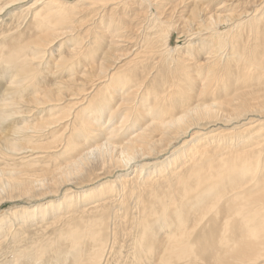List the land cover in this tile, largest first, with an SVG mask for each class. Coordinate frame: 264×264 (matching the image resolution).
I'll return each mask as SVG.
<instances>
[{"label": "bare ground", "instance_id": "bare-ground-1", "mask_svg": "<svg viewBox=\"0 0 264 264\" xmlns=\"http://www.w3.org/2000/svg\"><path fill=\"white\" fill-rule=\"evenodd\" d=\"M27 1L0 0V206L119 174L4 208L3 264H108L116 207L126 264H264V0Z\"/></svg>", "mask_w": 264, "mask_h": 264}, {"label": "rangeland", "instance_id": "rangeland-1", "mask_svg": "<svg viewBox=\"0 0 264 264\" xmlns=\"http://www.w3.org/2000/svg\"><path fill=\"white\" fill-rule=\"evenodd\" d=\"M33 0H28L27 2H25V3H23L22 5H20V6H16V8H14V9H17V8H23V6L25 7V6H28L29 4H31V2H32ZM226 0H206V1H204L203 2V11L204 12H214L215 11V9H217L218 7H220V5L223 3V2H225ZM245 1H247V0H245ZM253 1V0H252ZM72 4H73V2H72ZM184 4L180 1V0H162V1H160V2H157V4L156 5H154V7H156L157 8V10H158V12H161L162 10H160L159 9V7H162V6H164V12L162 13V16H164L165 18H168V19H173V18H175L176 19V17L178 16V13L182 10V8L183 7H188L189 5L187 4V5H185V6H183ZM183 6V7H182ZM103 7H105V5H103V4H99L97 7H96V9H98V10H101ZM110 8H112V6H109V8L106 10V11H104L105 12V14L106 15H108L109 14V9ZM224 11L227 13V12H229V11H232L233 10V8H230L228 5H227V3L224 5ZM13 10V9H12ZM145 12H146V8H145V10H142L141 12H138V17H137V19H135V22L134 23H130V24H128V25H126L127 26V28H126V30H127V34H122V36H124V35H130V37L132 36L133 37V35H135V34H137L136 32H134V30L137 28L135 25L136 24H138V23H141V20H142V17L143 16H147V14H145ZM119 13H122V10H120L119 11ZM7 14H9V12L7 13ZM125 15H127V16H129V18L131 19L132 18V15H131V13H126L125 12ZM99 18L100 17H96V19L94 20V22H96V23H98V21L97 20H99ZM126 21V20H125ZM124 21V22H125ZM95 31H97L98 29H94ZM107 36V34H105V37ZM141 36V35H140ZM139 37V36H138ZM104 38V37H103ZM87 40H89V42H92L93 40H96V43H97V45L95 46V45H92V44H90L89 46H88V48L86 49V54L87 55H93L92 54V51L93 50H95V49H98L99 51H98V53H100V51H101V42H100V40H101V37H99V36H97V35H95V34H93V33H90V36L88 37V39ZM175 41H176V39L174 38L173 39V42H172V44L174 45L175 44ZM181 44V42L180 41H178V47H180V46H182V44ZM251 44V43H250ZM126 49L127 48H118L116 51H117V55H120V56H125V51H126ZM134 49V47H131L130 48V51H132ZM128 54L126 53V56H127ZM132 58V57H131ZM130 59V58H129ZM119 60V59H118ZM128 61V59L127 60H122V62L120 63V64H117V67L118 66H120V65H122L123 64V66H122V68H121V71H119L120 73H124V72H126V71H128V70H130V68L129 67H127V62ZM140 61H142V59H140ZM131 64H133V63H131ZM149 64H147L146 65V69H147V66H148ZM114 70H116V69H114ZM150 80H151V78H150ZM112 89H114V88H118L117 86H112L111 87ZM126 107H129V105H127ZM120 113V114H119ZM119 113H117L118 115L116 116L117 118H116V122L118 123V121H120V119H121V116H123V112H119ZM41 115L39 114L37 117H40ZM137 117V116H136ZM41 118V117H40ZM120 118V119H119ZM116 123V124H117ZM56 131V134H59V133H61V129H56L55 130ZM189 136V135H188ZM188 136L185 138V141H189V138H188ZM183 140H184V138H183ZM227 141V140H226ZM182 141H180L177 145H175V147L174 148H176V147H178L179 146V144L181 143ZM174 148H172V149H174ZM171 149V150H172ZM63 152V150H61V147L58 149V152H56L55 154H51L50 155V157H58V160L57 161H59L62 157H60L59 155H61V153ZM162 157H164V156H162ZM161 156H159L158 158H156L157 159V161H160L161 159H163ZM159 158H160V160H159ZM101 162L99 161H97V162H94V164H93V168L94 169H96L97 168V166H98V164H100ZM55 164V162L53 161V160H51V161H49V162H47L46 164H36V166H42V167H45V168H51V166H53ZM97 164V165H96ZM96 165V166H95ZM55 166V165H54ZM101 166V164L98 166V167H100ZM94 171V170H93ZM92 171V172H93ZM118 170H116V171H114L111 175H107V177L106 176H104V177H100L99 179H97L96 181H94V182H92V184L91 183H89V184H81V185H78V184H68V185H66V186H64V187H62L59 191H58V193L57 194H55V195H47V196H42L40 199L38 198L37 200H30V201H28V202H24L25 200H22V201H13V202H5L4 204H2L1 206H0V213H1V211H3V209L5 208V209H7V208H9V207H11V206H22L23 204H37V203H43V202H45V201H51V200H58V199H55L56 197H59V196H61V194L65 191V189H67L68 188V190H70V191H76V190H78V189H84V190H87V189H91V188H93V187H95V184H98L97 182H99V183H101V182H106V181H112L111 179H114L118 174H119V171L117 172ZM90 175V176H89ZM93 176V174H91V171H88V174H86L84 177H92ZM109 177V178H108ZM102 178V179H101ZM106 180V181H105ZM84 182L86 181H89V178H87L86 180H83ZM70 185V186H69ZM85 185H87V186H85ZM91 185H94V186H92L91 187ZM89 187H91V188H89ZM78 188V189H77ZM113 210H110V209H107V211H106V214L108 215V222H107V226L108 227H110L109 228V230H111L110 232H113V229H116V232H117V235H116V238H117V240L111 235V237H110V234L111 233H109V235H107V237L108 238H110L109 240H108V244H110V245H113V243H114V245H113V248H112V251H111V255H112V253L113 252H115V253H113V254H116V255H113V256H110V257H108V255H107V257H106V260L108 261L107 263L108 264H126V263H124L126 260H128L127 259V255L129 254L128 252H129V250H130V248L132 247V239L130 238L131 236H130V234H129V230H131V225H130V223L128 224V222H129V218L127 219V225H126V219L124 220V219H122V217H119V213H120V211L122 212V208L121 209H119V208H112ZM116 209V210H115ZM9 210L10 209H8L6 212H9ZM109 211V212H108ZM117 211V215H114V213ZM131 212H132V210H131ZM131 212H129V213H131ZM108 213H110V214H108ZM126 214H128L127 212H125ZM122 215V214H121ZM5 215H2L1 217H4ZM114 217V218H113ZM120 218V219H119ZM7 219H9V217L7 218ZM119 221H118V220ZM112 221V222H111ZM116 221V222H115ZM122 221V222H121ZM123 221H124V223H123ZM130 221H131V219H130ZM114 222V223H113ZM119 222V223H118ZM115 224V225H114ZM125 224V225H124ZM113 225H114V227L115 228H112L113 227ZM116 227H118V228H116ZM112 228V229H111ZM124 233V234H123ZM32 234V232H30L29 231V235H31ZM127 234V235H126ZM124 236V237H123ZM113 237V238H112ZM113 239V241H111ZM131 242V243H130ZM11 243H9V241H7L6 243H4V244H2V245H0V252H1V255H0V264H3V263H6L7 261H8V258L7 257H10V253H11V249L9 250V247H12V245H10ZM116 244V245H115ZM120 244V245H119ZM123 244V245H122ZM131 244V245H130ZM130 245V246H129ZM120 247V249H118ZM127 248V249H126ZM129 249V250H128ZM114 250V251H113ZM119 251V252H118ZM121 252V253H120ZM5 253V254H4ZM118 253H120L119 255H118ZM4 256V257H3ZM12 256V255H11ZM112 257V258H111ZM3 261H5V262H3Z\"/></svg>", "mask_w": 264, "mask_h": 264}]
</instances>
